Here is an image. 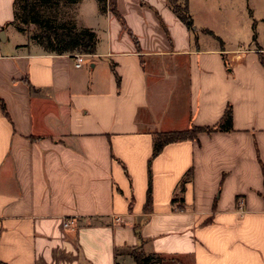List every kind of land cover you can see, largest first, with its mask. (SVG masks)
<instances>
[{"label":"crops","instance_id":"0c3cea01","mask_svg":"<svg viewBox=\"0 0 264 264\" xmlns=\"http://www.w3.org/2000/svg\"><path fill=\"white\" fill-rule=\"evenodd\" d=\"M90 1L72 5L96 35L76 67L0 0V264H136L133 248L264 264V0H186L191 30L167 0H117L139 51ZM228 106L231 130L152 157V134L213 126Z\"/></svg>","mask_w":264,"mask_h":264},{"label":"trees","instance_id":"16d2710c","mask_svg":"<svg viewBox=\"0 0 264 264\" xmlns=\"http://www.w3.org/2000/svg\"><path fill=\"white\" fill-rule=\"evenodd\" d=\"M34 1L38 3H43L46 5H53V3L59 0H15L14 2V23L19 31L29 32L27 28L33 25L35 31L31 34V38L36 41L40 46L49 52L56 54L63 53H73V51H79L84 54H93L95 52L96 46V35L94 31L90 28H78L74 23H55L47 17H43L38 12L34 11ZM65 4H74L78 0H61ZM167 0L169 8L173 13L179 18V20L185 25L188 30L193 27L192 18L188 12L186 5V0ZM98 5V10L100 13H106L109 11L112 15L120 22L122 28L130 36L134 42L137 50L139 51L138 41L136 36L127 27L126 22L122 15L117 9V0H96ZM19 3L21 4L22 13L19 14L17 7ZM141 4H143L141 2ZM24 11V13H23ZM163 25V24H162ZM205 31L219 40L222 45L221 40L213 34L212 31L205 29ZM0 110L4 116L8 117L5 104L0 98ZM232 126V114L229 106L225 109V112L219 122L213 126H194L191 125L187 129L170 131L163 133L152 134L153 140V150L152 157L160 153L162 148L172 142H178L183 140H193L196 139L197 134L200 132L211 133L213 131H229ZM150 163V162H149ZM148 163V164H149ZM192 175V169H189L185 177L179 184V191L182 193L184 191L185 181L190 179ZM150 171L148 170V187L146 191V205L151 201V187H150ZM263 187H264V177H263ZM262 198L264 200V191L262 193ZM172 202H182V197L176 194L172 198ZM130 256L136 264H153L155 260L163 262L166 260L157 254H145L139 248H133L130 252Z\"/></svg>","mask_w":264,"mask_h":264},{"label":"rangeland","instance_id":"374dc122","mask_svg":"<svg viewBox=\"0 0 264 264\" xmlns=\"http://www.w3.org/2000/svg\"><path fill=\"white\" fill-rule=\"evenodd\" d=\"M178 2L182 3V0H179ZM90 6H91V1L88 0L87 2ZM21 4L23 3H19L18 4V13L21 14L22 10H21ZM76 4V3H74ZM72 5L73 4H65L64 1L59 0L56 3H53V5H46L43 3H38L37 1H34V11L38 12L39 14H41L43 17H47L49 18L51 21L55 22V23H74L76 27H78L77 25V19L76 16L74 14V11L72 9ZM92 6H95V3H92ZM78 12H83L85 14H89L90 13V7L86 6L84 9H78ZM24 13V11H23ZM29 30V33L32 34L35 29L33 27V25H30L29 28H27ZM219 42V40H218ZM73 53H80L79 51H73ZM160 65V64H159ZM184 85L181 86V89H183ZM152 88V87H151ZM151 97H153V94L151 95ZM126 252L129 253L131 250H127ZM166 261V260H164ZM159 262L157 260H155V262L153 264H164L165 262Z\"/></svg>","mask_w":264,"mask_h":264},{"label":"built area","instance_id":"2783aa9c","mask_svg":"<svg viewBox=\"0 0 264 264\" xmlns=\"http://www.w3.org/2000/svg\"><path fill=\"white\" fill-rule=\"evenodd\" d=\"M84 58H85V54L84 53H75L74 54V59H75V63H74V65L76 66V67H79V66H81V64L83 63V61H84ZM242 208H243V205H242V203L241 202H239L238 203V209H240V210H242ZM115 221H120V219L119 218H115ZM73 224V221L72 220H67L66 222H65V226L67 227V226H71Z\"/></svg>","mask_w":264,"mask_h":264}]
</instances>
